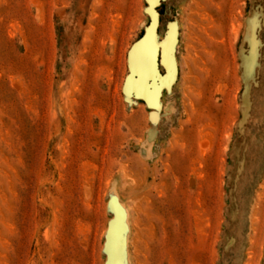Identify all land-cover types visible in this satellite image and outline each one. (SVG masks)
<instances>
[{"label": "rangeland", "instance_id": "374dc122", "mask_svg": "<svg viewBox=\"0 0 264 264\" xmlns=\"http://www.w3.org/2000/svg\"><path fill=\"white\" fill-rule=\"evenodd\" d=\"M0 264H264V0H0Z\"/></svg>", "mask_w": 264, "mask_h": 264}, {"label": "water", "instance_id": "95a60500", "mask_svg": "<svg viewBox=\"0 0 264 264\" xmlns=\"http://www.w3.org/2000/svg\"><path fill=\"white\" fill-rule=\"evenodd\" d=\"M172 39H173V36L171 35V37H169V42L167 43L165 52L162 54V57H164L165 62L167 63L169 61L171 63V65H169V63H167L170 71L173 70V65H172V61H171V57H170V55H171V47H170V44L172 43ZM143 41H145V39L142 40V42H140L136 46V50H135L134 56H133L134 58H136L137 56H140L142 54L141 48H143V43H144Z\"/></svg>", "mask_w": 264, "mask_h": 264}]
</instances>
